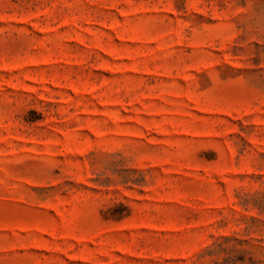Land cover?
<instances>
[{
	"label": "rangeland",
	"instance_id": "rangeland-1",
	"mask_svg": "<svg viewBox=\"0 0 264 264\" xmlns=\"http://www.w3.org/2000/svg\"><path fill=\"white\" fill-rule=\"evenodd\" d=\"M0 264H264V0H0Z\"/></svg>",
	"mask_w": 264,
	"mask_h": 264
}]
</instances>
